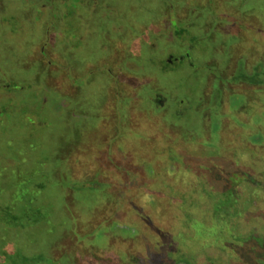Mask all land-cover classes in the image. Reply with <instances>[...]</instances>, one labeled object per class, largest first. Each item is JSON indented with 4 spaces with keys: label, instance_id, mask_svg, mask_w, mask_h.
I'll list each match as a JSON object with an SVG mask.
<instances>
[{
    "label": "rangeland",
    "instance_id": "rangeland-1",
    "mask_svg": "<svg viewBox=\"0 0 264 264\" xmlns=\"http://www.w3.org/2000/svg\"><path fill=\"white\" fill-rule=\"evenodd\" d=\"M241 255L264 264V0H0V264Z\"/></svg>",
    "mask_w": 264,
    "mask_h": 264
},
{
    "label": "trees",
    "instance_id": "trees-1",
    "mask_svg": "<svg viewBox=\"0 0 264 264\" xmlns=\"http://www.w3.org/2000/svg\"><path fill=\"white\" fill-rule=\"evenodd\" d=\"M228 195L231 196L232 193L230 192ZM225 204H226V203H224V205H225ZM246 253H249V252H247V250H246ZM241 256H242L243 258H245V255H241ZM245 259H246V258H245ZM243 260H244V259H243ZM246 261H247V262H246ZM241 263H242V264H253V263H254V259H251V260H249V261H248L247 259L244 260V261L241 260ZM254 264H255V263H254Z\"/></svg>",
    "mask_w": 264,
    "mask_h": 264
},
{
    "label": "flooded vegetation",
    "instance_id": "flooded-vegetation-1",
    "mask_svg": "<svg viewBox=\"0 0 264 264\" xmlns=\"http://www.w3.org/2000/svg\"><path fill=\"white\" fill-rule=\"evenodd\" d=\"M172 26H175V22H172Z\"/></svg>",
    "mask_w": 264,
    "mask_h": 264
}]
</instances>
